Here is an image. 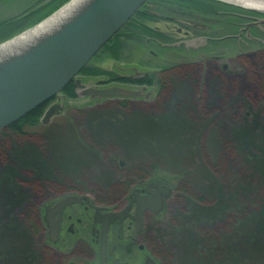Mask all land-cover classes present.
I'll use <instances>...</instances> for the list:
<instances>
[{"label":"rangeland","instance_id":"rangeland-1","mask_svg":"<svg viewBox=\"0 0 264 264\" xmlns=\"http://www.w3.org/2000/svg\"><path fill=\"white\" fill-rule=\"evenodd\" d=\"M164 8L161 3L154 12ZM147 18L136 19L150 29L185 35L175 32L180 24ZM141 29L118 39L128 41L123 50L110 57L109 43L90 61L98 71L94 84L114 65L147 69L146 60L155 69L198 60L192 52L183 56L161 48L154 57L156 45L148 40L154 35ZM225 64L224 75L215 66ZM163 76L169 82L150 99L89 102L79 96L49 122L0 137V264L29 263L33 243L25 216L39 193L36 178L45 180L48 195L91 194L106 204L143 177L173 190L157 222L168 264H264V57L253 51L217 63H179ZM178 184L212 201L200 203ZM240 209V219L230 215L228 223L211 229Z\"/></svg>","mask_w":264,"mask_h":264},{"label":"flooded vegetation","instance_id":"flooded-vegetation-1","mask_svg":"<svg viewBox=\"0 0 264 264\" xmlns=\"http://www.w3.org/2000/svg\"><path fill=\"white\" fill-rule=\"evenodd\" d=\"M67 1L69 0H0V42L39 23ZM161 3L165 10L161 14L154 12L155 6L159 7ZM133 17H148L147 19L155 17L156 21L165 18L169 22L182 26L177 27L175 32L182 34L183 30L185 35L178 37L174 32L169 33V30L165 32L162 29L151 28L150 32L154 37L148 40L156 45L157 51L153 52L154 57L159 56L158 52L161 48L183 56H190L192 52L193 57L196 55L198 60L189 61L190 63L188 61L178 62L172 66H156L155 69L151 68V64L146 60L145 63L148 64L146 66L150 67L147 69H139L140 67L133 65H114L115 69H106V73L113 74V76L107 74V77L97 84H94L91 79L98 78V76L88 75L81 71L76 77L81 85L77 84L76 80L72 81L74 96H69L64 90L54 96L45 103L38 123L39 121L47 123L43 122V118L51 105L56 103L62 105L59 107L60 113L68 105L73 104L75 102L73 99H78L79 96L85 97V100L89 102L118 99L98 100L82 95V91L88 86L101 87L110 84L146 86L145 91H151V94L142 97L150 99L158 87L160 74L172 73L179 63L190 66L199 61L217 63L224 57L237 58L238 55L253 51L260 52L264 57V14L231 6L218 0H147ZM129 21L122 28L127 27L128 29H124L119 38H133L139 30L129 25ZM234 30L236 33H231L235 32ZM125 44H128L126 39L120 41V45L116 48L114 43H111L108 49L109 56L111 57V54L116 51L123 50ZM181 49L185 52H179ZM215 67L224 75L229 69L226 64L218 66L219 68ZM121 100L129 99L121 98ZM4 129H0V137L20 134ZM25 131L26 129L22 134L27 132ZM123 164L121 162V165ZM33 182L39 186V193L33 196V203L29 204L30 209L25 216L27 219L25 229L30 238L29 244L31 241L33 243L30 244L26 254L29 255L28 264H168L171 262L164 257L165 251L159 247L157 222L158 215L164 210L173 190L167 197L162 195L160 210H156L158 197L148 191L151 183L166 184L143 177L140 182L135 183L118 198L103 204L91 194L66 193L69 191H65L48 195L43 188L45 180L36 178ZM53 185L63 186L62 182H54ZM150 190L154 191L155 188L151 186ZM69 196H77L78 199L48 217L47 207L54 206ZM144 197L153 198V201L146 206L143 203L139 205L136 200ZM143 206L146 207L144 210ZM98 207L100 210H97ZM108 212H119L120 216L108 222V229H105L104 225L107 220L102 216ZM54 222L58 224L57 230L51 229L50 225Z\"/></svg>","mask_w":264,"mask_h":264},{"label":"water","instance_id":"water-1","mask_svg":"<svg viewBox=\"0 0 264 264\" xmlns=\"http://www.w3.org/2000/svg\"><path fill=\"white\" fill-rule=\"evenodd\" d=\"M146 1L85 0L76 13L61 24L59 29L44 36L21 54L9 57L6 61L1 62L0 129L8 127L37 106L58 95ZM219 1L264 14V8L250 7L228 0ZM2 44L4 43L0 45ZM144 74H147V72H144ZM76 81L77 84L81 85L79 80ZM145 90L146 86L110 84L101 87L88 86L82 91V95L98 100L137 98L151 94V91L146 92ZM59 107H62V105L57 103L51 105L45 113L43 122H48L52 116L58 114ZM151 186L155 188L154 191L150 190ZM148 191L158 197L156 210H160L162 195L169 196L171 188L166 185L151 183L148 186ZM77 199V196H69L57 202L54 206H48V217ZM136 201L139 205L143 203L146 206L153 201V198L144 197ZM145 206L142 207L143 210L146 208ZM97 210H100V208L98 207ZM119 216V212H108L103 215L102 217L107 220L104 228L108 229V222ZM50 226L51 229H58L57 222Z\"/></svg>","mask_w":264,"mask_h":264},{"label":"bare ground","instance_id":"bare-ground-1","mask_svg":"<svg viewBox=\"0 0 264 264\" xmlns=\"http://www.w3.org/2000/svg\"><path fill=\"white\" fill-rule=\"evenodd\" d=\"M235 3H241L250 7L264 8V0H228ZM85 0H73L63 9L55 13L51 18L45 20L35 28L29 29L17 36L15 39L0 45V63L17 56L36 44L44 36L51 34L59 29L67 19L72 17L76 11L84 4Z\"/></svg>","mask_w":264,"mask_h":264},{"label":"trees","instance_id":"trees-1","mask_svg":"<svg viewBox=\"0 0 264 264\" xmlns=\"http://www.w3.org/2000/svg\"><path fill=\"white\" fill-rule=\"evenodd\" d=\"M134 22H133V21ZM129 25H133L134 27H137L139 29V27H141L142 29V32L145 33L146 35H148L147 33L149 31H151V29L147 26H144L143 24H141L137 19L136 17H133L130 21H129ZM125 30L128 29L127 27L124 28ZM124 29H121L107 44L109 43H115V48L120 45V43H118V39H119V36L123 33V30ZM106 44V45H107ZM105 45V46H106ZM82 72H85L87 73L88 75H93V76H97L96 72H98L97 70H95V68H91L89 66H86ZM99 73H103V71L99 72ZM106 73V72H104ZM109 74V73H107ZM109 75H112V74H109ZM113 76V75H112ZM165 83H168L169 82V78H167V76H163V78H159V84L158 86L160 85L161 87H163V84ZM65 92H67L69 94V96H74V85L72 82H70L64 89ZM122 102H124L125 100H121ZM44 106L45 104L43 105H40L38 107H36L35 109H33L28 115H26L25 117L21 118L19 121L9 125L8 127H6L4 130L5 131H16L17 133H22L24 131V128L26 125H35L38 123V120H39V117H40V114L42 113L43 109H44ZM179 186H183L182 189L179 188ZM177 189L179 191H182L183 193H186L188 194L189 193V196H191L193 199H195L196 201H199L200 203H206L207 201H212L210 199H208L207 196H205L202 192H199L198 193H192L190 190H192L193 192L195 191L193 188H190V186L188 185H181V184H178L177 186ZM255 207L258 206V201H255ZM241 213H242V210H236L234 212H230L229 215L221 220V221H218L217 223H215L214 225H212L211 229H214L215 225L217 224H223L225 221H227L228 223V217L230 215H233V216H230L231 219H240L241 218Z\"/></svg>","mask_w":264,"mask_h":264}]
</instances>
